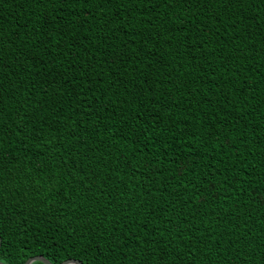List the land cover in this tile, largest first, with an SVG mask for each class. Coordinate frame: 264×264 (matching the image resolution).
I'll return each mask as SVG.
<instances>
[{
	"label": "trees",
	"instance_id": "16d2710c",
	"mask_svg": "<svg viewBox=\"0 0 264 264\" xmlns=\"http://www.w3.org/2000/svg\"><path fill=\"white\" fill-rule=\"evenodd\" d=\"M0 240L264 264V0H0Z\"/></svg>",
	"mask_w": 264,
	"mask_h": 264
},
{
	"label": "water",
	"instance_id": "95a60500",
	"mask_svg": "<svg viewBox=\"0 0 264 264\" xmlns=\"http://www.w3.org/2000/svg\"><path fill=\"white\" fill-rule=\"evenodd\" d=\"M0 244H1V240H0ZM35 261H40L42 262L43 264H53L51 262H49L47 259H45L44 257L42 256H32V257H29L25 262L24 264H31ZM0 264H3L2 262H0ZM58 264H82L81 261L77 260V259H67V260H64Z\"/></svg>",
	"mask_w": 264,
	"mask_h": 264
}]
</instances>
